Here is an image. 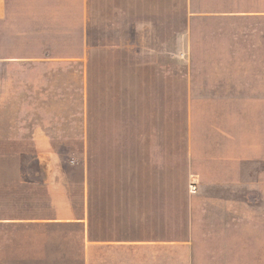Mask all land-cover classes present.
Returning <instances> with one entry per match:
<instances>
[{"label": "rangeland", "instance_id": "1", "mask_svg": "<svg viewBox=\"0 0 264 264\" xmlns=\"http://www.w3.org/2000/svg\"><path fill=\"white\" fill-rule=\"evenodd\" d=\"M184 4L89 0L90 73L0 64V264H121L119 240L152 235L149 196L184 192L186 83L235 40Z\"/></svg>", "mask_w": 264, "mask_h": 264}, {"label": "crops", "instance_id": "2", "mask_svg": "<svg viewBox=\"0 0 264 264\" xmlns=\"http://www.w3.org/2000/svg\"><path fill=\"white\" fill-rule=\"evenodd\" d=\"M184 5L187 25L200 16L230 21L235 40L231 50L215 51L222 60L200 87L186 83L184 192L149 196L153 217L137 225L148 224L152 235L119 240L121 264L125 250L129 264H145V251L146 264L177 257L178 264H264V4ZM88 21L89 0H0V64H82L79 72L90 73Z\"/></svg>", "mask_w": 264, "mask_h": 264}, {"label": "built area", "instance_id": "3", "mask_svg": "<svg viewBox=\"0 0 264 264\" xmlns=\"http://www.w3.org/2000/svg\"><path fill=\"white\" fill-rule=\"evenodd\" d=\"M190 191L191 192H196L197 191V186L195 184L190 185Z\"/></svg>", "mask_w": 264, "mask_h": 264}, {"label": "trees", "instance_id": "4", "mask_svg": "<svg viewBox=\"0 0 264 264\" xmlns=\"http://www.w3.org/2000/svg\"><path fill=\"white\" fill-rule=\"evenodd\" d=\"M61 219H66V220H70V219H72V218H69V217H66V216H63V217H60ZM80 219V218H79ZM78 223V222H77Z\"/></svg>", "mask_w": 264, "mask_h": 264}]
</instances>
